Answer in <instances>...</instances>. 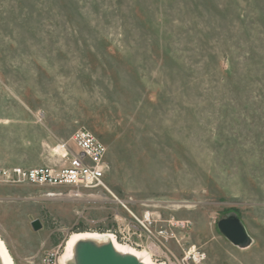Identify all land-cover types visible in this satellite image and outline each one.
<instances>
[{
  "label": "rangeland",
  "instance_id": "rangeland-1",
  "mask_svg": "<svg viewBox=\"0 0 264 264\" xmlns=\"http://www.w3.org/2000/svg\"><path fill=\"white\" fill-rule=\"evenodd\" d=\"M78 129L106 146L108 202L0 185L14 264L83 232L157 264H264V0H0V167H63Z\"/></svg>",
  "mask_w": 264,
  "mask_h": 264
},
{
  "label": "built area",
  "instance_id": "built-area-1",
  "mask_svg": "<svg viewBox=\"0 0 264 264\" xmlns=\"http://www.w3.org/2000/svg\"><path fill=\"white\" fill-rule=\"evenodd\" d=\"M61 149L69 158L63 167H0V185H28L44 189L42 197L50 200L107 203L106 194L111 195V192L104 182L107 169L106 146L88 130L78 129L68 142L62 143ZM112 198L135 218L143 230L149 232V213H145L143 221H140L126 208L125 203L116 197Z\"/></svg>",
  "mask_w": 264,
  "mask_h": 264
},
{
  "label": "bare ground",
  "instance_id": "bare-ground-1",
  "mask_svg": "<svg viewBox=\"0 0 264 264\" xmlns=\"http://www.w3.org/2000/svg\"><path fill=\"white\" fill-rule=\"evenodd\" d=\"M81 245H88L94 248L98 253H102L108 248L114 259L119 262L134 261L137 264H157L146 253L136 248L120 243L117 237L112 233L83 232L77 233L67 240L62 247L57 264H83ZM0 264H14L4 243L0 239Z\"/></svg>",
  "mask_w": 264,
  "mask_h": 264
},
{
  "label": "water",
  "instance_id": "water-1",
  "mask_svg": "<svg viewBox=\"0 0 264 264\" xmlns=\"http://www.w3.org/2000/svg\"><path fill=\"white\" fill-rule=\"evenodd\" d=\"M31 226L35 231L41 228L38 220L33 221ZM217 229L235 247L247 248L251 244V238L244 225L235 215H229L219 220L217 222ZM80 252L83 257V264H137L131 260L124 262L117 261L108 248H105L102 253H98L91 246L81 245Z\"/></svg>",
  "mask_w": 264,
  "mask_h": 264
},
{
  "label": "trees",
  "instance_id": "trees-1",
  "mask_svg": "<svg viewBox=\"0 0 264 264\" xmlns=\"http://www.w3.org/2000/svg\"><path fill=\"white\" fill-rule=\"evenodd\" d=\"M56 244V242H54Z\"/></svg>",
  "mask_w": 264,
  "mask_h": 264
}]
</instances>
